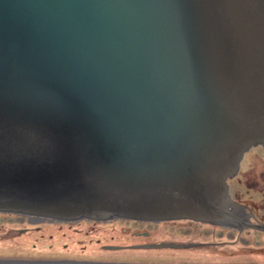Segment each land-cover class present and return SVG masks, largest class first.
<instances>
[{
    "label": "water",
    "instance_id": "obj_1",
    "mask_svg": "<svg viewBox=\"0 0 264 264\" xmlns=\"http://www.w3.org/2000/svg\"><path fill=\"white\" fill-rule=\"evenodd\" d=\"M254 145L264 0H0V212L264 230L225 183Z\"/></svg>",
    "mask_w": 264,
    "mask_h": 264
},
{
    "label": "rangeland",
    "instance_id": "obj_2",
    "mask_svg": "<svg viewBox=\"0 0 264 264\" xmlns=\"http://www.w3.org/2000/svg\"><path fill=\"white\" fill-rule=\"evenodd\" d=\"M225 183L230 200L264 225V148H247ZM0 260L264 264V230L190 219L56 221L0 212Z\"/></svg>",
    "mask_w": 264,
    "mask_h": 264
}]
</instances>
